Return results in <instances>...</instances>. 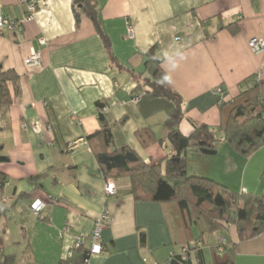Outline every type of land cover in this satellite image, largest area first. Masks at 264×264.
I'll use <instances>...</instances> for the list:
<instances>
[{
    "label": "crops",
    "instance_id": "1",
    "mask_svg": "<svg viewBox=\"0 0 264 264\" xmlns=\"http://www.w3.org/2000/svg\"><path fill=\"white\" fill-rule=\"evenodd\" d=\"M93 2L95 21L75 4L76 22L74 0H38L34 20L22 30L0 28V66L17 74L18 88L15 96L9 81L13 100L0 104V156L6 158L0 173L9 181L3 193L11 204L0 218V264L7 258L6 264H76L64 260L78 239L88 247L103 207L110 217L101 231L103 250L86 264H146L144 257L172 264L169 252L198 236V229L167 218L163 203L136 200L128 180L115 181L116 194L104 196V178L86 138L99 127L97 103L107 106L104 118L114 147L128 146L154 164L174 154L165 125L174 104L133 92L150 47L164 58L167 85L182 97L178 130L184 136L195 124L218 126L220 103L244 90V79L264 80V52L248 46L251 37L264 38V0ZM0 12L21 19L25 6L0 0ZM38 36L47 44L39 45ZM31 50L40 51V67L25 65ZM218 87L222 92H215ZM142 129L147 133L140 138ZM188 152L210 157L209 168L198 169V176L234 192L264 191V146L248 157L221 140L190 146L185 156ZM34 199L46 202L37 214L29 208ZM140 230L146 234L143 245ZM220 230L225 235L215 241L208 235L188 264H215L221 237L232 248L233 264H264V231L239 240L235 225Z\"/></svg>",
    "mask_w": 264,
    "mask_h": 264
},
{
    "label": "trees",
    "instance_id": "2",
    "mask_svg": "<svg viewBox=\"0 0 264 264\" xmlns=\"http://www.w3.org/2000/svg\"><path fill=\"white\" fill-rule=\"evenodd\" d=\"M75 4H82L80 12H84L95 21L96 4L93 0H74V18L79 20V9ZM163 56L155 46L144 53L141 79L136 81L135 95L145 93L150 98H164L174 104V109L165 121L169 132L167 138L174 149V154L165 156L161 161L148 164L132 148L128 146L114 147L109 123L104 112L98 111L99 127L86 136L98 163L104 181L128 180L130 191L136 200L160 202L166 205L167 218L183 219L194 223L198 236L179 244H188L190 240H199L203 247L189 248L187 258L181 253L174 254L170 263L188 264L191 257L197 256L206 246L205 239L211 233L220 230L223 224H233L239 240L252 238L264 231V195L234 192L223 184L206 176L189 175L186 168L185 153L190 146L203 141L205 146H213L217 141L227 142L235 151L243 156H250L264 146V80L252 75L244 79L246 88L227 101L220 103L221 123L216 127L206 124H195L193 132L184 136L178 130L183 118L181 110L182 97L171 89L166 82L161 68ZM17 74L12 70H3L0 66V104H9L13 100L7 83H14L15 96L18 93ZM105 105L98 102V110ZM219 127L222 134L215 136ZM147 130L137 131L140 138ZM6 178L0 173V186ZM8 202L0 201V218L10 207ZM185 217V218H184ZM140 244H145L146 234L139 231ZM219 242L215 244V264H233L232 248L228 249L225 241L222 251H218ZM179 249V248H178ZM225 250V252H223ZM174 251V250H173ZM221 254V255H220ZM89 249L84 243L71 250L70 257L64 261L86 264ZM9 259V258H7ZM4 259L3 263H8Z\"/></svg>",
    "mask_w": 264,
    "mask_h": 264
},
{
    "label": "built area",
    "instance_id": "3",
    "mask_svg": "<svg viewBox=\"0 0 264 264\" xmlns=\"http://www.w3.org/2000/svg\"><path fill=\"white\" fill-rule=\"evenodd\" d=\"M20 3H22L25 6V13L21 19H12V18H7L4 16L2 12H0V28L6 27L9 30H22L23 25L26 22H30L34 20V15L36 12V7H37V2L38 0H19ZM127 35L132 36V28L130 25H127ZM176 39H179L176 37ZM37 41L39 45H46L47 41L46 38L43 36H38ZM248 46L250 50L256 54L264 52V38L263 37H257L253 36L249 39L248 41ZM24 63L27 67H40L42 65L41 63V53L39 50H31L30 53L26 56L24 59ZM257 79L259 78L256 76ZM215 92H222V89L220 87L215 88ZM107 109L106 104L103 105L98 111L105 112ZM49 128V126H47ZM264 177V174H263ZM9 185L8 180H4L2 185L0 186V201L7 202L8 197L3 193V189L5 186ZM103 191H104V196L109 197L113 196L117 192V185L116 182L113 180H108L104 181L103 184ZM244 191V190H242ZM264 195V191H263ZM46 207V202L40 200V199H34L30 205L29 208L34 212V213H40L42 212ZM109 213L106 207H103L100 214L94 219L93 222V227L92 230L88 236L89 238V254H97L100 253L103 250L102 242H101V231L102 229L108 224L109 222ZM62 236V233H59V237ZM219 245H218V251H222L223 245L225 244V239L220 238L218 240ZM83 240L78 239L75 243V247L82 244ZM195 247V248H200L203 247V244L199 240H190L188 244H184L179 247V251H173L171 250L169 252L167 262L170 261L171 257L176 254V253H181L182 258L186 259L187 258V251H189V248ZM71 251L68 253L67 257H70ZM143 261L146 264H159L158 262L154 261H148L147 258H143Z\"/></svg>",
    "mask_w": 264,
    "mask_h": 264
},
{
    "label": "rangeland",
    "instance_id": "4",
    "mask_svg": "<svg viewBox=\"0 0 264 264\" xmlns=\"http://www.w3.org/2000/svg\"><path fill=\"white\" fill-rule=\"evenodd\" d=\"M221 134H222L221 129L219 127H217L215 129V136L217 138H219L221 136ZM244 157H246V156H244ZM205 158L209 159L210 157L205 155ZM205 158H199L198 154L194 155V154H189V152H188L187 156H185L187 173L189 175H197L198 176V169L209 168L208 162ZM228 190H231V189L228 188ZM231 191H234V190H231ZM222 235H225L224 231L217 230L214 233H212L210 241H215V240H217L218 237H220Z\"/></svg>",
    "mask_w": 264,
    "mask_h": 264
},
{
    "label": "water",
    "instance_id": "5",
    "mask_svg": "<svg viewBox=\"0 0 264 264\" xmlns=\"http://www.w3.org/2000/svg\"><path fill=\"white\" fill-rule=\"evenodd\" d=\"M199 145H204L205 143L203 141L198 142ZM6 158L4 156H0V161H4Z\"/></svg>",
    "mask_w": 264,
    "mask_h": 264
}]
</instances>
